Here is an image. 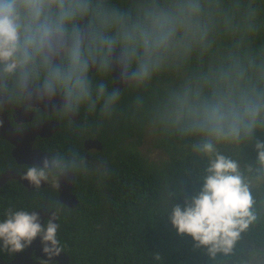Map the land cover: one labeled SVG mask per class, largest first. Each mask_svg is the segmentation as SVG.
<instances>
[{
  "label": "trees",
  "instance_id": "trees-1",
  "mask_svg": "<svg viewBox=\"0 0 264 264\" xmlns=\"http://www.w3.org/2000/svg\"><path fill=\"white\" fill-rule=\"evenodd\" d=\"M176 2L91 0L86 16L97 40L85 43V56L105 55L99 37L117 36L121 23L130 26L142 21L146 11L172 9ZM199 3L201 11L191 31L194 39L185 46L189 36L178 32L150 78L130 84L114 101L131 130L130 142L115 148L120 162L104 178V186L91 187L78 208L68 211L58 239L69 264H229L242 262L251 244H264V164L255 147L264 141V114L250 136L213 141L216 152L237 162L254 201L256 219L233 250L213 256L206 247H197L190 235L178 234L170 220L173 205H183L201 190L210 166L209 156L194 149L204 135L184 130L186 120L176 119L178 98L196 92L202 99L211 98L222 82L233 84L236 91L264 96V0ZM79 20L69 23L70 35ZM136 68L133 60L129 69ZM88 76L94 83L97 73L89 71ZM95 92L92 86V95ZM148 131L156 135L155 142L142 153L139 146ZM62 153L70 157L72 151ZM27 193L22 190L13 198L0 194V219L9 207L27 211L43 202Z\"/></svg>",
  "mask_w": 264,
  "mask_h": 264
},
{
  "label": "clouds",
  "instance_id": "clouds-1",
  "mask_svg": "<svg viewBox=\"0 0 264 264\" xmlns=\"http://www.w3.org/2000/svg\"><path fill=\"white\" fill-rule=\"evenodd\" d=\"M90 7L91 0H0V69L5 76L19 70V83L23 85L30 80L37 62L42 61L48 69L42 98L52 102L61 96L66 116L77 114L82 103L94 110L96 102L101 100L102 112H108L119 98L115 89L106 94L102 83L93 100L84 32L73 24L72 43L69 45L65 40L70 35L69 23L88 15ZM200 11L199 0H177L172 9H151L145 12L142 21L130 26L121 23L117 36H100L106 53L113 51L118 41L122 44L119 57L125 68L121 72L122 82L130 76L136 79L134 82L149 79L159 66L161 54L170 48L178 32L187 34L194 30ZM96 40V34H92L89 43L94 44ZM61 55L67 60L66 66L63 62L52 63ZM133 60L137 61V68L129 73L127 68ZM177 103L176 119L186 120L184 130L204 135L203 142L194 145V149L209 156L210 166L201 190L183 205L172 206L171 223L178 234L190 235L197 247H206L211 255L230 253L241 233L256 219L252 212L254 201L237 162L216 152L213 141L239 140L242 134L250 136L264 114V96L236 91L233 84L222 82L211 98L202 99L199 92L194 96L185 93ZM141 145L139 149L144 153ZM255 147L259 162L264 164V141H258ZM103 168V164L98 165V169ZM89 170L85 157L77 160L58 152L46 153L41 163L28 165L19 174L35 189L42 184L59 189L62 179L74 182L73 174L76 178L77 172ZM46 208L51 215L43 224L38 211L6 209L5 218L0 219V252L16 255L39 238L47 258L33 253L36 264H59L54 258L61 255L64 247L58 239L59 224L54 221L59 220L61 209L58 203H49Z\"/></svg>",
  "mask_w": 264,
  "mask_h": 264
},
{
  "label": "flooded vegetation",
  "instance_id": "flooded-vegetation-1",
  "mask_svg": "<svg viewBox=\"0 0 264 264\" xmlns=\"http://www.w3.org/2000/svg\"><path fill=\"white\" fill-rule=\"evenodd\" d=\"M87 24H89L87 16L80 18L79 27L83 31ZM91 35L92 31H89V35H84V44L89 43ZM66 38L71 41L68 43L70 45L71 35ZM117 47L122 48L118 43L115 48ZM85 57L89 60V71L93 74L97 73L95 82H91L93 88L98 89V86L103 83L106 86V94H110L114 89L119 95L124 93L126 88L119 90V85H115L114 77L109 70L111 59L108 53ZM61 62L63 66L67 65L64 56L55 59L53 64H61ZM104 67L107 72L103 69ZM47 74L48 69L45 66L36 65L30 80L22 85L19 83V70L13 75L5 76L0 69V101L4 106V109L0 110V121L3 122L0 126V164L5 163L0 167V194L13 198L18 195L17 193L26 190L27 195L42 199L43 202H40L39 206L28 209L29 212L39 209L47 210L46 206L49 203H58L61 209L59 220L56 221L59 224V232L61 226L65 225L64 219L68 211H75L78 208L82 202L81 198L90 193L91 187L104 186V178L110 174L111 168H115V163L120 162L115 148L122 143L126 145L130 142L128 134L131 130L124 120V113H121L115 103L111 105L108 112H102V100L96 102L94 110H89L88 104L82 103L77 114L66 116L62 111L61 96L58 95L57 102L50 106L46 98L37 101L35 95L42 94L43 81ZM120 81H122L121 77ZM96 95L97 92L92 95L93 100L96 99ZM51 121L57 122L56 129L54 125H50L44 133L36 132L39 125ZM144 149L146 150V146ZM62 150L72 151L69 157L72 159L78 160L81 156L85 157L89 162L90 170L87 173L77 172L76 178L73 174L74 182L61 181L59 189L47 184H42L41 188L35 189L27 180L21 178L19 173L26 171V166L41 163V158L46 153H62ZM100 164L104 165L102 170L98 169ZM19 185L22 186L21 189H18ZM69 187L71 191L68 190ZM47 218L43 217V223ZM37 252L38 250L30 247L19 253V257L22 260L30 258L31 261L28 264H36L33 253L36 256ZM64 252L67 254L66 251ZM16 256L17 254L9 255L0 252V258L6 261H11ZM67 256L68 261L61 264L70 263V257L68 254ZM57 261L60 263L59 260ZM229 264H264V244H251L242 262L230 261Z\"/></svg>",
  "mask_w": 264,
  "mask_h": 264
},
{
  "label": "water",
  "instance_id": "water-1",
  "mask_svg": "<svg viewBox=\"0 0 264 264\" xmlns=\"http://www.w3.org/2000/svg\"><path fill=\"white\" fill-rule=\"evenodd\" d=\"M89 31H90V30H89L88 26L85 25V26H84V31H83V32H84V35H89ZM65 40H66V43H70V42H71L68 38H65ZM121 51H122V48H121V47H117V48H115L113 51H111V52L108 53V55H109V57H110V59H111L110 64H109V70H110L112 76L114 77L115 85H119V90L123 89L125 86H128L130 83H132V82H134V81L136 80L135 78H132V77L130 76L128 80H126V81H124V82L120 81L121 72L125 70L124 65L121 64V63L119 62V57H120V55H121ZM62 56H63V55L57 57L56 59H58V58H60V57H62ZM54 61H55V59L52 61V63H53ZM98 62H99V60H98ZM127 71H128L129 73L132 72V71L129 69V66H128V68H127ZM118 83H119V84H118ZM35 97H36V100H37V101H39V100H41V99H44V98H42V94H41L40 96L35 95ZM57 100H58V96H57L52 102H49L47 99H46V102L49 103L48 106H50V105H52L53 103H56ZM61 101H62V97H61ZM53 108H56V107H53ZM53 108H52V109H53ZM50 125H54V126H53L54 129H56V128L58 127L57 122H53V121H51V122H49V123H46V124H43V125H39V126L36 128V132H37V133H41V132L44 133L45 130H46V128H47V127L49 128ZM63 180H64V179H62V182H63ZM68 190L71 191L70 187H69ZM70 191H69V192H70ZM62 198L64 199V197H62ZM35 211H38V212L40 213L41 223H43V217L46 218V217H49V216L51 215L50 212H48V211L45 210V209H42V210L39 209V210H35ZM30 212H31V211H30ZM54 222H56V221H54ZM33 245H35V247H33ZM30 247H31V249H36V250H38L36 256H41V255H42L45 259L47 258L46 255L42 252V245H41V243H40L39 238H37V239L33 242V244H32ZM30 247H29V248H30ZM40 253H41V255H40ZM54 259H55V260H59V261H60L59 264H61L62 262L65 263V262L68 261V256H67V254L63 251L59 257H55ZM30 261H31L30 258H27V259H25V260H22V258L19 257V253H17V256H16L13 260H11V261H6V260L0 258V264H28Z\"/></svg>",
  "mask_w": 264,
  "mask_h": 264
},
{
  "label": "rangeland",
  "instance_id": "rangeland-1",
  "mask_svg": "<svg viewBox=\"0 0 264 264\" xmlns=\"http://www.w3.org/2000/svg\"><path fill=\"white\" fill-rule=\"evenodd\" d=\"M187 35L189 37L188 38H184L185 46H187L189 44V42H191L194 39V33L193 32H189V33H187ZM155 136L156 135H154V133L152 131H148L147 136L145 138V141L143 143V147H145L147 144L148 145H152L155 142ZM143 147H142V149L144 150Z\"/></svg>",
  "mask_w": 264,
  "mask_h": 264
}]
</instances>
